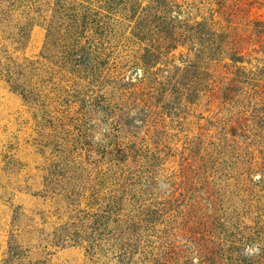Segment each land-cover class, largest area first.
Returning <instances> with one entry per match:
<instances>
[{
  "label": "rangeland",
  "instance_id": "1",
  "mask_svg": "<svg viewBox=\"0 0 264 264\" xmlns=\"http://www.w3.org/2000/svg\"><path fill=\"white\" fill-rule=\"evenodd\" d=\"M0 264H264V0H0Z\"/></svg>",
  "mask_w": 264,
  "mask_h": 264
},
{
  "label": "clouds",
  "instance_id": "2",
  "mask_svg": "<svg viewBox=\"0 0 264 264\" xmlns=\"http://www.w3.org/2000/svg\"><path fill=\"white\" fill-rule=\"evenodd\" d=\"M101 137H102V133H95L93 139L95 142H99V141H101ZM158 188L161 191H165L168 188V184L165 183V181L163 179H160L159 184H158ZM260 253H261V245L259 243H253V244L247 246L243 250V255L246 257H249V258L257 256Z\"/></svg>",
  "mask_w": 264,
  "mask_h": 264
}]
</instances>
